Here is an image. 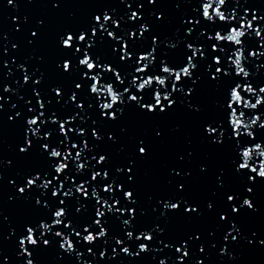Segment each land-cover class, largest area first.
Returning <instances> with one entry per match:
<instances>
[{
    "label": "water",
    "instance_id": "95a60500",
    "mask_svg": "<svg viewBox=\"0 0 264 264\" xmlns=\"http://www.w3.org/2000/svg\"><path fill=\"white\" fill-rule=\"evenodd\" d=\"M233 8L240 15L244 14V8L249 9L248 18L251 19L252 11L264 15V0H239V5L234 0H228L223 10L230 13ZM198 9V0H156L154 4L149 3V0H15L14 5H9L7 0H0V96L3 97L0 100L3 105L0 109V264H3L4 257H7L8 264H25L28 257L19 255L18 237L24 232V226L37 221L44 211L35 205V199L40 196L38 188L29 189L27 198L17 191L25 185L30 174L46 169L48 163L32 149L27 156L19 152L27 129L26 120L40 111L33 89L41 93L40 99L46 105V116L55 112L60 119H64L80 112V117H84L83 122L78 117L74 124L69 125L83 127L88 133L86 137H73L78 143L84 139L89 142L90 150L84 153L88 158L85 162L89 164V170L84 175L90 179L92 166L95 165L94 170L109 171L116 184H123L125 191L134 192V204L125 201L122 192L117 190L115 193L120 199V206L136 209V219L133 221L135 229L128 230H134L135 236L141 230H152L157 225L162 229L154 232L155 239L150 243L136 241L135 238L129 241L121 224V220L127 218V213L119 220L110 214L105 217L108 221L105 224L108 229L106 244L103 240H97L93 245L80 241L76 248L83 256L78 260L75 253L69 255L59 248V238L46 237L53 240L52 247L43 244L35 249L29 247L34 264H83L86 261L91 264H159L160 260H165L166 264H177V257L182 253H176L175 248L184 243L189 251L184 264H197L198 261H203V264H264V245L260 243L264 240V180L257 177L255 183H250L247 177L252 173H237L234 168L237 157L232 147L227 142L223 146L211 143L204 132V126L218 118V103L224 99L228 78L220 85L210 81L204 75L205 61L198 60L193 78H185L183 82L184 92L190 86L194 88L192 95L173 93L175 107L165 112L157 109L153 114L127 102V106L118 105L124 110L122 113L117 112L116 120L104 119L99 115L95 98L88 91L91 81L80 79V74L86 69L77 70L78 58H82L83 53H76L74 48L65 49L60 42L61 37L69 32L78 36L81 31H87L89 39L96 42L89 50L94 60L99 58L98 62L111 63L122 73L134 69V61H128L125 65L119 60V53L113 52V47L119 48V44L109 39L107 32L102 37L91 36L93 26L99 32L94 17L107 13L120 23L119 28L112 24L106 25L108 30L117 36L124 35L130 45L129 51H134L136 55L150 51L153 47L152 37H157L154 71L160 74L158 66L161 57L168 59L173 67H182L186 63V55H190L186 42L204 43L210 51L211 42L205 43L206 37L200 39L198 34L205 27L214 34L212 29L220 22L217 20L215 25H210L202 15H198ZM133 11L140 14V18L135 21L129 19ZM158 16L162 19H157ZM194 17L200 19L201 24L189 37L185 30L191 25L184 21ZM142 24L147 25L149 31L140 37ZM223 27L227 30L228 25ZM261 27L264 28V22H261ZM131 31H136V38H128L126 33ZM32 32L37 35L32 36ZM170 44H176L177 47L170 49ZM245 44L246 51H264L259 47L260 41L254 33L245 38ZM79 46L83 48L85 45ZM232 47L228 45V48ZM65 59L72 61L70 73L63 71ZM257 64H264V56L258 59L249 57L246 62L251 83L258 91L260 86H264V68L257 69ZM21 65L27 69L32 81L40 79L41 83L36 85L30 81L25 84ZM105 75L110 76L112 82L115 81L111 73ZM197 76L200 79L197 80ZM193 80H196L194 85ZM77 82L84 84L83 91L77 95L78 102L85 104V111L77 109L69 100L71 93L76 91ZM5 86L11 91L5 92ZM55 87L63 90L62 98L55 96L52 91ZM117 90L122 91V87L118 85ZM167 90L171 91V81ZM151 91L144 94V103H154ZM244 95L250 98L247 93ZM29 100L31 104L27 103ZM89 103H93L91 109L87 108ZM29 107L36 109V112H29ZM16 112H20V116L14 121L9 120ZM259 114L264 119V107L259 108ZM93 120L99 125V140L91 136L92 127L96 126L92 124ZM48 128L57 129L51 141L54 146L58 125L49 124ZM254 131L257 139L251 143H264V129L255 128ZM110 135L113 139H109ZM141 146L147 149L146 155L139 153ZM100 155L107 157L103 165L95 164L91 159L92 156L98 159ZM129 167L132 168L131 181L128 180ZM118 168L124 169V172L118 173ZM76 179L79 182L82 177L77 176ZM112 179L101 181V188L103 184L111 183ZM180 185H183L182 190ZM246 187H252L253 192L247 193ZM101 195L107 197L108 194L101 192ZM228 195H237L236 207H240L243 198H249L254 203V209L243 207L239 214L233 213ZM47 198L50 203H57L51 198L50 189ZM165 200L179 202V211H168L161 216L160 213L164 211L162 201ZM84 203L88 206L87 211L82 210L77 214L75 201L69 200V218L76 216L81 223L94 219V206H98L95 200ZM209 204L212 208L208 207ZM185 207H195L198 211L189 214L185 212ZM221 214L227 215L228 222L219 219ZM232 223L239 229V232L233 231L237 240L232 241L229 237L225 241L224 236ZM56 230L53 229V232ZM114 236L125 243L117 246ZM139 243H148L149 251L139 256L125 255L120 251L121 247H129L132 253H136ZM89 247L93 249V254L88 253ZM201 247L204 248L203 252L200 251ZM113 248L116 249L115 255ZM101 251H105L104 258L100 256Z\"/></svg>",
    "mask_w": 264,
    "mask_h": 264
},
{
    "label": "snow or ice",
    "instance_id": "6c2138e0",
    "mask_svg": "<svg viewBox=\"0 0 264 264\" xmlns=\"http://www.w3.org/2000/svg\"><path fill=\"white\" fill-rule=\"evenodd\" d=\"M155 2L156 0H149V3L154 4ZM198 2L199 9L197 13L202 15L204 21H207L210 25H215L217 20L220 22V25L212 29L214 34L209 33L207 27L198 34L200 39L206 37L205 43L211 42L210 51L208 47H205L204 43L186 42L185 46L188 53H190V55H186V63L182 67H173L168 59L161 57L158 66L160 74H156L154 71L157 59L155 55L158 43L157 37H152L153 47L150 51H143L136 55L134 51H129L130 45L124 35L117 36L115 32L108 30L106 25L112 24L119 28L120 23L107 13H104L103 16L97 15L94 17L95 23L99 25V32L93 26L91 28V36L97 37L99 35L102 37V34L107 32L108 38L119 44V48L113 47V52L119 53V60L125 65H127L128 61H134L136 65L134 69L126 70L122 73L117 68H114L111 63L98 62L99 58L94 60L89 50L94 47L96 42L89 39L87 31H81L78 36L69 32L66 36L61 37L60 42L65 49L74 48L76 53H83L82 58H78L77 70L79 68L86 70L80 74V79L81 81H91L88 91L95 98L94 102L99 115L101 118L109 120H116L117 112L122 113L124 110L118 105L127 106V102H131L141 110L153 114L156 113L157 109L160 112H165L168 108L175 107L176 100L173 99L172 94L184 92L183 82L185 78L192 79L194 70L198 68L197 61H205L204 75L210 81H216L217 85H220L225 81V78H228V83L224 89V99L218 103V118L208 122L204 126V132L207 138L211 140V143L223 146L227 142L232 147L237 157V162H234V168L237 173H252L253 175L247 177L250 183H255L257 177L264 180V143H251V141L257 139L254 129H264V119H262V114H259V108L264 107V86H260L257 91V88L251 83V73L246 67L249 57L258 59L264 56V51L255 49L246 51L247 46L245 44V38L254 33L255 37L260 41L259 47L264 49V28L261 27V22H264V15H258L256 11H252L251 19H249V9L247 8H244L243 15H240L235 8L230 13H226L223 9H225L228 0H198ZM234 2L239 5V0H234ZM7 3L14 5L15 0H7ZM140 6L142 7V5ZM139 18L140 14L135 11L129 16L132 21ZM157 19H162V17L158 16ZM184 23L191 25L185 30L186 36L191 37L196 26L201 24V20L194 17L185 20ZM237 23L238 27L236 26ZM223 25H228L227 30H225ZM148 31L147 25H140L139 36L143 37ZM36 35V32H32V36L35 37ZM126 35L129 39H132L136 38L137 33L136 31H131L126 33ZM196 38L194 37V39ZM80 44L85 46L82 48L79 46ZM229 44L233 47L228 48ZM176 47V44L169 45L170 49H175ZM212 53H215V55H212ZM209 60L211 61L210 63H208ZM20 67L24 71L23 79L25 84L30 81L36 85L41 83L40 79L32 81L27 69H24L23 65ZM256 67L257 69L264 68V64H257ZM62 68L64 72L70 73L73 69L72 61L65 59ZM150 71L152 74H149ZM106 73H111L115 77V81L112 82L111 77L106 76ZM237 77L240 79H236ZM196 79L198 80L200 77L197 76ZM170 81L171 91H168ZM195 83L196 80H193V85ZM118 85L122 87V91L117 90ZM75 89L76 91H73L69 96V100L75 104L77 109L85 111V104L78 102L77 95L78 92L83 91L84 84L82 82L75 83ZM133 89H135V93H140V95L133 93ZM150 89H152L151 100L154 103H144V94L148 93ZM3 90L5 92L11 91L7 86ZM193 90V87H188L184 95L191 96ZM52 91L58 98H62L64 95L60 87H55ZM33 92L40 111L26 120L27 129L23 136L22 146L19 147V152L27 156L30 154V149H32L38 152L48 163L46 169L38 171L34 175L30 174L26 178L25 185L17 189L21 196L27 198L29 189L38 188L40 196L35 199V205L44 210L43 215L37 221L24 226L26 235L21 232L18 237L19 255L28 257L25 264H34L33 253L29 251V247L35 249L41 244L45 247H52L53 240L46 237L59 238V248L69 255L75 253L79 260L83 256V253L76 248L77 243L80 241L88 245H93L97 240H103L105 244L107 243L108 229L105 224L108 221L105 217L110 214L119 220L127 213V218L121 220V224L129 241L135 238L136 241L152 242L155 239L154 232L162 231L159 225L152 230H141L139 235L134 236V230L129 231L128 229H135L133 221L136 219V209L134 207L120 206V199L115 195L118 190L123 193L125 201L134 204L135 194L133 191H125L123 184H116L115 179L111 178L109 171L94 170L95 165L92 166L93 170L91 171L90 179L84 175L89 170V164L85 162L88 158L84 155L86 150H90L89 142L84 139L78 143L73 140V137H86L88 133L83 127H69L80 117V112L69 115L64 119H60L55 112L46 116V105L40 99L41 93L36 91V89H33ZM245 93L250 98H246ZM253 98L255 102H253ZM2 99L3 97L0 96V100ZM27 103L31 104V101L29 100ZM92 107L93 103L87 105L88 109ZM2 108L3 105L0 104V109ZM28 111L35 113L36 109L29 107ZM249 112L252 115H248ZM19 116L20 112H16L15 116L9 117V120L14 121ZM80 119L83 122L84 117H80ZM49 124L58 125V136L54 146L51 141L57 129L48 128ZM92 124L96 126L92 127L91 136L96 140L101 139L98 131L99 125L95 120L92 121ZM245 137L248 139H245ZM109 139H113V137L110 135ZM81 144L83 145L82 147ZM139 153L146 155L147 149L141 146L139 147ZM91 159L98 165H103L107 161L105 155H100L98 159L96 156H92ZM116 171L123 173L124 169L118 168ZM127 172L129 173L128 180L131 181L132 168L129 167ZM53 173L55 174L53 175ZM77 176L82 177L79 182H77ZM109 179H112V182L103 184L101 188L100 182ZM38 181H41V183L38 184ZM93 182L97 183L94 184ZM179 187L181 190L183 189V185ZM49 189L51 190V198L57 203L49 202L47 198ZM101 192L108 194L107 197L102 196ZM246 192L252 193L253 188L246 187ZM69 200L75 201V213L77 214L81 213L82 210L87 211L88 206L84 201L95 200V205H98L94 206L95 218L90 219L87 223L79 222L76 216L69 218ZM109 200L112 202L109 203ZM227 200L232 203L231 211L235 214H239L240 209L243 207L254 209L253 201L247 197L243 198L240 207L235 206L237 195H228ZM162 207L164 211L160 214L164 216L168 211H179L180 203L165 200L162 201ZM208 207L212 208V205L209 204ZM196 211L198 209L195 207H185V212L189 214ZM219 219L228 222V217L225 214H221ZM53 229L57 230L53 232ZM233 231L239 232L234 223L230 225V230L226 232L225 241H228L229 237H231L232 241L237 240V236L233 235ZM37 232H39L38 236ZM73 237H75V240ZM113 239L117 246L125 243L121 238L114 236ZM260 243L264 245V240H261ZM165 247H171V245H165ZM138 249L136 253H132L129 247H121L120 251L125 255L139 256L141 253L149 251V244L139 243ZM225 250L222 249V251ZM87 251L89 254H93L91 247ZM175 251L176 253H182V255L177 257V264H184V258L189 256L187 244L184 243L180 247H176ZM200 251L203 252L204 248L201 247ZM115 254L116 249L113 248V255ZM100 256L104 258L105 251H101ZM3 264H8L7 257L3 258ZM83 264H91V262L86 261ZM159 264H166V261L160 260ZM197 264H203V261H198Z\"/></svg>",
    "mask_w": 264,
    "mask_h": 264
}]
</instances>
